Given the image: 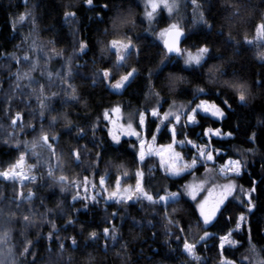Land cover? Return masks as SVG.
Here are the masks:
<instances>
[{
    "label": "trees",
    "instance_id": "trees-1",
    "mask_svg": "<svg viewBox=\"0 0 264 264\" xmlns=\"http://www.w3.org/2000/svg\"><path fill=\"white\" fill-rule=\"evenodd\" d=\"M199 2L202 5L200 11L212 28L199 22L198 30L185 35L181 46L207 45L211 57L198 72L184 70L179 62L165 65L154 75L152 87L161 92L164 103L172 100L188 102L196 97L216 103L225 110L226 115L220 121L197 115V125L184 128V136L205 140L203 134L207 128L220 129L222 134L231 133V138L213 139L210 144L218 152L214 155L218 164L227 158L241 161L242 174L235 179L239 186L251 189L255 184L251 213L247 212L246 205L229 200L212 224L204 226L193 204L180 198L179 205L170 202L168 214L174 223L169 225L164 208L146 203L142 206L107 204L103 200L90 199L89 191L93 184L97 186L101 177L109 191L114 189L117 178L124 186L135 184V172L140 168L136 142L124 139L120 144H114L103 122V113L117 105L125 113L144 107L150 87L148 75L158 60L160 47L148 37H137L142 25L138 21L140 9L136 0H93L92 6L86 0H0V171L9 170L21 154L25 155L28 165L37 167L26 144L37 133L40 136L42 126L49 132L57 162L55 171L51 165L46 166L43 177L35 170L38 183L25 184L28 188L25 197L30 192L34 195L31 201L27 198L23 203L27 209L22 216H28L29 220L18 224L15 206L20 199L9 192L13 183L10 186L0 180V202L8 201L11 206L10 219L0 224V244L7 254L13 249L16 251V257L9 264H48L49 261L50 264H89V253L95 257L91 264H220L219 237L235 228L241 212L246 214L247 224L242 227L241 234H234L240 245L232 251L225 249L224 257L238 261L237 253L255 245L264 258V88L256 84L264 79V61L257 55L258 51L264 50V41L255 39L256 26L264 16V0ZM237 9L238 15L233 17L232 13ZM129 11L133 13L136 26H128L122 31L132 37L140 51L139 54L132 51L126 63L118 67L114 54L103 49L119 38L113 34L112 20L118 13ZM68 12L75 13L73 19L66 16ZM71 23L74 26H70ZM246 38L253 43L248 44ZM81 43L87 44L83 52L79 47ZM69 55L74 57L72 66L76 72L66 79V84L63 83L66 93L64 97L60 94L63 98L59 104H56L59 97L45 100L52 110H46L41 117L40 100L44 98L35 97L41 94V87L44 96H52L55 90L50 86L57 82L52 78L61 74V58ZM42 64L44 67L37 71ZM213 65H220L226 73L223 79L235 75L247 81L253 98L242 103L231 90L217 96L221 90L208 83V68ZM132 69H136L134 77L117 94L111 92L102 79L86 78L90 70H108L111 80H115ZM170 73L188 80L177 93L170 94L167 89H161ZM198 87L205 88L203 95H196ZM72 88L76 89L79 102L68 100ZM224 100L228 105L223 103ZM18 114L22 124H13ZM52 116H56L54 124ZM68 119L72 121L71 125L67 124ZM70 128L73 130L69 133ZM80 128L87 135H79ZM165 133L159 136L160 142L169 140ZM181 134L178 132V137ZM53 136L56 139H52ZM77 149L81 152L79 163L72 155ZM120 164L128 169L127 177L113 166ZM145 165V172L149 169L154 172L153 175L151 172L146 174L145 187L155 197L179 191L185 181L184 177L169 179L157 168ZM49 170L53 176L45 177ZM61 175L67 177L65 187L79 184L81 192L69 193L65 189L64 195L60 193L61 184L57 181ZM85 176L89 180L87 191L83 184ZM77 195L79 197L73 200ZM173 206L179 207L180 211L172 213ZM2 211L4 207L0 206V214ZM69 219L73 225L67 223ZM181 227L184 232L179 231ZM105 228L109 229L108 237L104 236ZM113 228L116 241L111 240ZM205 229L212 234L206 243L200 241ZM93 231L97 232L95 239L90 235ZM177 235L197 243L199 262L183 253L182 239H176ZM73 239L76 245L72 244ZM106 245L110 249L107 256L104 255Z\"/></svg>",
    "mask_w": 264,
    "mask_h": 264
},
{
    "label": "snow or ice",
    "instance_id": "snow-or-ice-1",
    "mask_svg": "<svg viewBox=\"0 0 264 264\" xmlns=\"http://www.w3.org/2000/svg\"><path fill=\"white\" fill-rule=\"evenodd\" d=\"M87 4L89 6L93 5V0H86ZM182 0H145V17L149 23V25L152 24L153 20L156 19V16L158 14V10L163 7L169 15H172L174 11H176ZM206 3L207 0H204ZM192 4L194 5V12L198 13V19L201 23H203L205 26H207L209 29L212 28V25L208 24L207 20L204 18V13L200 11V8L202 7L199 0H192ZM107 7V5H105ZM150 9V10H148ZM239 9H237L236 12L232 13V16L238 15ZM66 16H75L74 12H68ZM21 20L24 19V17L20 18ZM162 22V21H158ZM112 29L113 34L118 36L119 38L113 39L109 45H107L103 51L108 52L111 49H115L116 51V57H117V66H122L124 63H126L127 59L132 55V52H130V49H133L136 51L137 54H139V49L136 47V44L133 42V39L130 35L123 32L122 30L125 29L128 26H131L132 28H135V20L133 18V13L129 11L127 14L125 13H118L115 18L112 20ZM185 35L184 30L178 23H170L168 27L162 29L158 33V37L163 40V46L166 50V53H176L177 55H184V64L186 66H198L202 67L203 62L210 54V49L207 45L201 46L197 49L195 53L192 51H183L180 48L181 44V37ZM256 41H264V16L261 18V22L256 26ZM246 42L248 44H252V40H247ZM80 50L81 52L84 51L85 48H87V44L81 43L80 44ZM259 47V46H258ZM258 58L262 61H264V50L258 51L257 53ZM28 57H25V60H27ZM196 69L193 68V71ZM136 72V69H132V71L127 72L125 75L120 76L119 80H117L115 83H112L110 87L114 90L119 92L120 90L124 89L127 84H129L130 79L134 77V73ZM27 75V74H25ZM102 76L105 81L109 79L111 76L110 71L105 70L102 73ZM226 76V73L222 71L220 65H213L212 67L208 68V83L210 85H214L217 88H219L221 91L217 92L216 95H224L227 90L233 91L237 96L240 102L245 103L248 100L252 99V91L249 87V83L245 80H242L238 78L237 76L233 75L231 79H223V77ZM188 83L187 78L181 76V75H174L169 74L167 77V82L161 86V89H167V91L172 93H177L182 85H185ZM257 87L264 88V79L258 80L256 82ZM71 87V85H69ZM251 86V85H250ZM197 93H204L205 88L198 87L196 89ZM41 95H43V87H41ZM58 95L57 92L52 93V97H56ZM151 95L156 97L157 105L160 104V98H161V92L155 91L153 88L151 90ZM48 98L45 97L44 99L40 100V116L44 117L46 110H52L51 105L48 103H45V100ZM68 100L79 102L80 97L77 95L76 89L72 88L71 94L68 96ZM223 103L225 105H228V101L224 100ZM65 104H67V100L65 101ZM230 107V105H229ZM185 105L180 104L176 105L175 101H173L172 106L169 108V110L165 113H163V116H161L160 110L158 107H153L151 109L150 115L152 117H157L160 120V124H164L165 121H168L169 124H172V120H169V117H173L175 120V124H180L181 122V115L184 113ZM147 109L144 111L139 112V122L137 127L143 128L145 126L146 121V113ZM190 114L187 115V121L189 123H195L196 117L198 115L199 111H202L205 114H209L217 119H223L226 115L225 110L220 107L216 103H209L207 99H201L199 104H197L194 108H191ZM122 110L119 105L111 108V110H106L103 113V119L106 121H109L111 123L112 127L109 129L108 135L111 137L112 141L115 144H120V136L121 135H127V136H136L138 139L140 138V133L136 130V128L133 126V121L131 118L127 121V123H121L122 120ZM21 119L20 115L18 114L16 119L12 121L13 124H16V120ZM56 121V116H52V123L54 124ZM67 124L71 125L72 121L70 119L67 120ZM175 124L170 128V131L172 132V139L173 143L169 144L167 146H162L159 149H156L153 147V145H150L146 140L140 139L139 144V150H138V161L140 165L144 164L145 159L148 156H158L160 158V167L164 169L167 176L170 177H178L181 176L185 172H190V170L195 169L198 162H205V167H207L206 162L207 161H214V155L212 151H208L205 148H202L200 145H197L193 143L191 140H188L187 143L192 144L193 147L198 149V156H194L190 162L186 163L184 162L183 156L175 150V143H176V127ZM51 128V125H49ZM73 129H69V133ZM206 134H212L216 136H220L221 130L216 129L213 130L211 128L207 129ZM79 135H87V133L84 131L83 128L79 129ZM78 135V139H79ZM227 135H231V133H228ZM52 139H56L55 136L52 137ZM254 139V136H253ZM49 132L44 131L43 126L41 127V133L38 139L34 140L31 144V152L32 155L39 157L40 153H38L36 150L38 148L49 151L51 155L55 156L56 151L52 143L49 142ZM156 137L152 136V141L155 142ZM75 160L79 163L81 160V152L79 149L74 151L72 153ZM116 167V170L122 174V176L127 177L129 175L128 169L123 165H113ZM27 167L28 171H31L34 165H26L25 162V155L21 154L17 163L13 165L9 170L0 171V177H3L5 180H12L15 181L17 179L23 181V180H31L35 182L36 177L29 176L26 174L24 169ZM152 170L149 169V172ZM211 171V170H209ZM219 173L224 176L225 179H227V183L216 185L213 187V189L209 192V197L204 198L202 201L198 202L197 209L199 211V217L203 221V225L207 226L212 224V222L216 219L217 214L221 213V209L226 206V203L229 201V197L233 196V193L237 189V185L231 177L235 176L238 177L242 174V164L240 160H232L229 159L226 164L221 166L219 168ZM49 176H53V172L49 170L48 172ZM136 177V183L135 185H127L126 187H122L120 178H117L115 188L112 191H109L108 188L105 186L106 181L103 177L100 178L99 184L100 187L107 193V199L108 200H114L117 204L124 203L128 204L129 202H141V201H147L150 205H156V204H162L164 206L165 216L167 219V222L169 225H173L174 221L168 214V208L170 206V202L173 205H179L180 203V196L181 193L178 192H167L165 195H159L158 198L155 197L153 194H150L145 187V173L142 168H138L135 172ZM211 179V177H209ZM67 180V177L64 175H61L59 177L58 183L61 184V191L65 190L64 182ZM83 184L85 186V191H87V185L89 184L88 177L85 176L83 180ZM23 186V185H22ZM77 189H79L80 185L76 184ZM93 188L96 187L95 184L92 185ZM219 188V193L217 196L213 197L212 193L216 191V189ZM185 190L187 194L191 197L192 200H196L197 193L199 191L204 190V182H201L199 184L192 183L185 185ZM166 191V190H165ZM256 192L255 184L251 188L250 192L246 194L245 198L247 200V212L251 213L252 209L254 208L253 204V198L251 193ZM21 195H23L21 193ZM33 193L28 194V199L31 201L33 197ZM77 197L74 196L73 200H75ZM93 201H96V197H91ZM180 211L179 207H171V212L176 213ZM115 215V213H113ZM24 219L27 221L29 219L28 216H25ZM231 219V217H229ZM69 225L73 223L71 219L67 221ZM247 224V216L245 213L241 212V214L238 216L236 220V230H239L242 226H245ZM199 227V225H197ZM180 232H184V228H179ZM249 233L251 232L250 226L248 227ZM5 235H7L5 233ZM91 238L95 239L97 237V232L93 231L91 232ZM110 235L109 229H104V236L108 237ZM212 234L205 229L203 236L200 237V241L206 243L209 237ZM117 237L115 234V229H112L111 232V240L116 241ZM176 239H182L179 235L176 236ZM76 240H72V244L76 245ZM183 251L187 253V255L192 258L193 260L199 262L200 256L197 255V243L196 242H189L188 239L183 238ZM237 241H235L232 238V232H228L225 235H221L219 237V249H220V257H221V264H234V262H231L227 260L224 257V250L226 246H232L234 247L236 245ZM123 247V246H122ZM61 248H63V245H61ZM25 252L28 251L27 248L24 249ZM109 247L106 245L104 250V255L107 256L109 254ZM251 251L253 253H256V256L259 257V253L256 252L255 245L251 246ZM89 264H91L92 260H95V257L92 256L91 253L88 254ZM256 264H264V260L257 259Z\"/></svg>",
    "mask_w": 264,
    "mask_h": 264
},
{
    "label": "rangeland",
    "instance_id": "rangeland-1",
    "mask_svg": "<svg viewBox=\"0 0 264 264\" xmlns=\"http://www.w3.org/2000/svg\"><path fill=\"white\" fill-rule=\"evenodd\" d=\"M136 4L138 5V7L140 9V15H139L138 21L142 25L141 34L137 35V37H141V36L148 37L151 41H153L154 43H156L160 47L158 60L155 63L154 67L151 69V71H150V73L148 75L150 87L148 88L149 92L147 94L146 102L144 104V107L141 110H133V111H130L128 113L127 112L125 113V112L122 111V117L123 118L120 121L121 123H127L129 118H131L132 121H133V126L140 133V138L139 139L136 136H127V135H121L120 136V141H122L124 139L135 140V142H136V157H137V161H138V150H139L140 139L146 140L150 145H153V147H155L156 149H159L162 146H167V145L173 143L172 132L170 131V128L173 126V124H175L174 118L173 117H169V120H172V124H169L168 121H165V123L162 125V124H160L159 118L152 117L150 115L151 109L153 107H158L159 110H160L161 116H163V113H165V112H167L169 110V108L172 106L173 101H174V100H172L170 102H166L165 101V103H164V99L161 97L160 98V104L157 105L156 97L151 95V90L153 89L152 85H153V77H154V75L162 67H164L167 64L173 63V62H179L181 67L184 70H187L189 72L193 71V68L196 69L194 72H198L202 67H198V66H195V65H193L191 67L186 66L184 64V58H185L184 55H177L176 54L174 56H168L165 53L164 48H163V40H161L158 37V33L162 29L168 27V25L170 23H178L182 27V29L184 30L186 36H189V35L193 34L194 32H196L198 30L200 21L198 19V13L194 12V5L192 4L191 0H182V2L180 3L179 8L176 11H174L172 15H169L167 13V11L163 7H161L158 10V14L156 16V19L153 20L151 25H149V23H148V21H147V19L145 17V12H146L145 0H136ZM148 10H150V9H148ZM68 17L73 19L72 16H68ZM158 21H162V22H158ZM70 26H74V24L71 23ZM110 42H109V44H110ZM180 48L182 49V52L183 51H192L193 53H195L199 47L192 48V47H190V45H184V46H181ZM132 51H135V50L130 49V52H132ZM110 52L112 54H114V56L116 58L115 61L117 63V57H116L115 49H111ZM73 54H75V52ZM210 57H211V54H209V56L205 59L203 64ZM73 62H74V57L72 55H69V56H66V57L63 56L61 58V62L59 64V66L61 68V69L59 68V70L61 71V74L55 75L52 78L54 80H57V82H53L52 85L50 86V87H52L55 90V92L58 93V95L56 97H59V98L57 99L56 104H59L61 99L65 96L66 92L64 91L65 88H64L63 83L66 84V79H68L72 73L76 72L75 66H72V64H74ZM43 67H44V64H42L41 67H38V68L36 67L37 71H39ZM74 69H75V71H74ZM102 73H103V71L95 72V71L90 70L86 74V78L87 79L88 78L89 79H93V80L102 79L106 83L108 89L111 92L116 93V94L117 93H121L123 89L120 90L119 92H117V91H114L110 87V85L112 83H115L117 80H119L120 77L115 79V80H111V76H110L109 79L107 81H105L103 76H102ZM131 80H132V78L130 79V81ZM61 86H63V89L60 88ZM58 90H60L61 92H59ZM48 93H49V91H46V94H48ZM60 94L63 95L62 98H61ZM196 95L197 96L203 95V93H197L196 92ZM45 97H47L48 99L49 98H54V97H52L50 95L44 96V95L40 94V95L36 96L35 99L45 98ZM201 99H203V98H196L195 97V99H193V101H188V102L175 101L176 105H180V104H184L185 105L184 113L181 115L180 124H175V127H176V143H175L174 147H175V150L177 152H179L183 156L184 162H186V163L190 162L191 159L194 156H198V149L193 147L192 144L187 143V141L191 140V139H187L184 136V133H185L184 128L193 127V126L197 125V117H196V122L195 123H189L187 121V115L190 114L189 110L191 108H194L197 104H199ZM209 103H212V102L209 101ZM145 109L148 110L147 113H146L145 126L143 128H139V127H137L138 122H139V112L144 111ZM110 110L111 109H109V111ZM199 115L200 116H204V117H208L210 119L217 120V121L222 120V119H217V118H215V117H213V116H211L209 114H205L202 111L198 112V116ZM103 122L106 125V130H107V133H108L109 129L112 127V125H111V123H109V121H106L104 119H103ZM16 123L22 124V121L16 120ZM151 125L152 126L154 125V126L151 127ZM207 129H209V128H207ZM207 129L204 130V134H203V139H205V140L199 139V140H191V141L193 143L197 144V145H200L202 148H205L208 151H212L213 155H217L218 152H215L214 147L210 144V140H213V139H215V140L228 139V138H231V136L227 135V134H221L220 136H216V135H212V134H206L207 133ZM165 131H166L167 135H169V140H166V142H160L159 141V136ZM180 131H181L182 134H181L180 137H178V132H180ZM33 135H34V133L32 134V136ZM152 136L156 137L155 142L152 141ZM38 137L39 136H38V133H37L35 136L31 137V140L28 138L29 141L26 144L27 145V147H26L27 151H31V144H32V142L34 140L38 139ZM110 139H111V137H110ZM36 151L38 153H40L39 157L34 156V155H32V157L35 158V161H36L35 163L37 164V167L36 168L33 167L31 171H28V169L26 167L24 169L26 174L29 175V176L36 177L35 176V170H36V173L38 174V176L43 177L44 176V172L46 171L44 169H46V166H48V165H51L52 166V170L55 171V169L57 168L56 158L53 155H51V153L49 151H45V150H42L40 148H38ZM229 159L237 160L238 158H227L222 164H218L215 161V159H214V161H207L206 162L207 167H205V162H198V164H197L195 169L190 170V172H185L181 176H178V177H170V176L166 175L164 169L159 166L160 165V158L158 156H148L145 159L144 164L143 165L139 164V165H140V168H142V169H143L144 166H146L145 164H148V167H150V168H152V167L153 168H157V170L163 176L168 177L169 179H178V178L184 177V180H185L184 183L180 186L179 191H176V192L181 193L180 198H184V199H187L188 201H190L193 204V206L196 208V210L198 212V215H199V211L197 209L198 202L202 201L206 197H209V192L213 189L214 186L221 185V184H224V183L228 182L227 179H225L224 176L219 173V168L221 166H223L224 164H226ZM25 162H26V159H25ZM138 163H139V161H138ZM26 165H28L27 162H26ZM209 170H211V171H209ZM242 170H243V165H242ZM2 171H5V170H2ZM143 171H144V169H143ZM59 173L61 174V171ZM144 173H145V181H146V174H149L150 172L148 170H146V172L144 171ZM153 173L154 172L151 171L150 174L153 175ZM47 176H48V174H45V177H47ZM209 177H211V179H209ZM231 178L234 179V181H235V183L237 185V189L233 193V196L229 197V200H234V201H236V202H238V203H240L242 205H246L247 204V200H246L245 196H246L247 193L250 192L251 189H245V188L239 186L237 184L236 180H235L237 177L233 176ZM0 180L4 181L5 183H8L9 185H10V183H13V186L10 185L11 188L9 189V192L11 194L15 195L16 198L20 199V201L17 202V205L15 206L16 209H17V211H16L17 224L19 222L26 221L24 219V216H22V214L25 212L24 209H27V207L23 204L24 200L28 198V197L27 198L25 197V193L28 190V188H27V186L25 184L28 183V182H33V181H31V180H23V181H21L19 179L15 180V181H12V180H5L3 177H0ZM99 181H98V184H97V186L95 188L91 187V191H89L90 199H91V197L95 196L96 200H103L104 203L117 204L114 200H108L107 199V193L100 187ZM201 182H204V190L199 191L197 193V198L194 201L187 194V192L185 190V185L192 184V183L199 184ZM36 183H38L37 182V177H36L35 182H33V184H36ZM135 183H136V181H135ZM115 184H116V182H115ZM115 184H114V188H115ZM122 187H126V186L122 185ZM65 189L69 193L74 192L75 194H78V193L81 192L79 189H77L76 185H70L69 187H65ZM59 192L64 195V193L62 191H59ZM21 193L23 195H21ZM218 193H219V188H217L216 191L212 193V196L215 197V196L218 195ZM165 194H167V193L160 194V195H165ZM251 195H252V193H251ZM158 196H157V198H158ZM76 197L78 198L79 196L77 195ZM20 203H22L23 205L22 204L20 205ZM144 203L150 205L147 201L129 202L128 204L142 206ZM123 204L124 203H120L119 205H123ZM0 206L4 207V212L2 211L1 214H0V224H5L6 221H8L10 219V218H8V212H9V209H11V206L8 203V201L0 202ZM154 206L159 207V208H164V206L162 204H159V203L154 205ZM11 219L14 220L15 217L12 216ZM242 227L239 230H236V226H235V228L231 231L232 232V238L235 241H237V243H236V245L234 247L226 246L225 249H228L229 251H232V250L236 249L240 245V242L236 239V237H234V234H236V235L241 234ZM13 231L14 230H12V232ZM1 245L2 244H0V264H9V262H12L13 258L16 257V251H15V249H13L11 253L7 254L5 252V250H3ZM182 251H183V245H182ZM183 253L187 255V253H185L184 251H183ZM238 254L239 253H237V257L239 259L238 261H233V260H230V259H227V258L226 259L231 261V262H234V264H256V260L257 259L264 260V258L260 254H259V257H257L256 253H253L251 251V247L247 248V250L244 249L239 254V256H238ZM190 259L193 260L192 258H190ZM50 262L51 261H49L48 264H50Z\"/></svg>",
    "mask_w": 264,
    "mask_h": 264
},
{
    "label": "water",
    "instance_id": "water-1",
    "mask_svg": "<svg viewBox=\"0 0 264 264\" xmlns=\"http://www.w3.org/2000/svg\"><path fill=\"white\" fill-rule=\"evenodd\" d=\"M184 37H185V35L183 36V37H181V43H182V41L184 40ZM180 46H181V44H180ZM163 48H164V46H163ZM164 51H165V53H166V50L164 49ZM168 56H174V55H176V53H171V54H168V53H166Z\"/></svg>",
    "mask_w": 264,
    "mask_h": 264
},
{
    "label": "clouds",
    "instance_id": "clouds-1",
    "mask_svg": "<svg viewBox=\"0 0 264 264\" xmlns=\"http://www.w3.org/2000/svg\"><path fill=\"white\" fill-rule=\"evenodd\" d=\"M249 87L251 88V86L249 85ZM252 96H253V93H252Z\"/></svg>",
    "mask_w": 264,
    "mask_h": 264
}]
</instances>
